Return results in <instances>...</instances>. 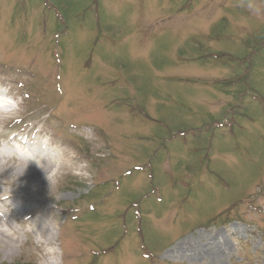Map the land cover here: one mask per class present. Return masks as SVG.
Returning <instances> with one entry per match:
<instances>
[{
    "label": "rangeland",
    "instance_id": "rangeland-1",
    "mask_svg": "<svg viewBox=\"0 0 264 264\" xmlns=\"http://www.w3.org/2000/svg\"><path fill=\"white\" fill-rule=\"evenodd\" d=\"M9 97L0 149L72 167L34 216L0 204L22 238L0 264H264V0H0Z\"/></svg>",
    "mask_w": 264,
    "mask_h": 264
},
{
    "label": "bare ground",
    "instance_id": "bare-ground-1",
    "mask_svg": "<svg viewBox=\"0 0 264 264\" xmlns=\"http://www.w3.org/2000/svg\"><path fill=\"white\" fill-rule=\"evenodd\" d=\"M21 144L28 154L18 153V157H15L13 152L8 154L5 150L0 149V204L5 205L7 212L9 214L12 212L14 218H19V215H25L28 211H31L28 213L34 216V212L39 208L36 201L37 196L51 184L52 179H55L62 170H69L72 167L70 159L68 160L67 157L60 154L57 148L53 146L50 148V142L38 141L33 144L23 142ZM5 186L10 188V192L1 190V187ZM42 203L40 207H42ZM5 206L3 208L6 209ZM20 221L22 224L25 223V220ZM31 224L34 225V232L30 236L36 238L35 244H44L48 249H51L50 246L55 245L58 240L60 230L52 223L34 220ZM21 245V236L19 237L16 228L0 208V253L14 255L16 253L14 251ZM200 251L202 252V250ZM48 252L53 257H48L47 253L46 259L41 264H57L54 251L51 249ZM193 259H197L195 254H193Z\"/></svg>",
    "mask_w": 264,
    "mask_h": 264
},
{
    "label": "clouds",
    "instance_id": "clouds-1",
    "mask_svg": "<svg viewBox=\"0 0 264 264\" xmlns=\"http://www.w3.org/2000/svg\"><path fill=\"white\" fill-rule=\"evenodd\" d=\"M249 7L252 8V10L256 14L260 13L259 8H256L252 5H250ZM19 112H20V101L9 97L7 104L3 107H0V122H7L9 120L14 119L17 115H19ZM27 167L28 165L26 166V169Z\"/></svg>",
    "mask_w": 264,
    "mask_h": 264
}]
</instances>
